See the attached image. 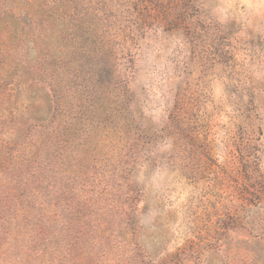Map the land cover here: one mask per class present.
<instances>
[{
    "label": "rangeland",
    "instance_id": "obj_1",
    "mask_svg": "<svg viewBox=\"0 0 264 264\" xmlns=\"http://www.w3.org/2000/svg\"><path fill=\"white\" fill-rule=\"evenodd\" d=\"M264 0H0V264H263Z\"/></svg>",
    "mask_w": 264,
    "mask_h": 264
},
{
    "label": "trees",
    "instance_id": "obj_2",
    "mask_svg": "<svg viewBox=\"0 0 264 264\" xmlns=\"http://www.w3.org/2000/svg\"><path fill=\"white\" fill-rule=\"evenodd\" d=\"M264 264V263H263Z\"/></svg>",
    "mask_w": 264,
    "mask_h": 264
}]
</instances>
